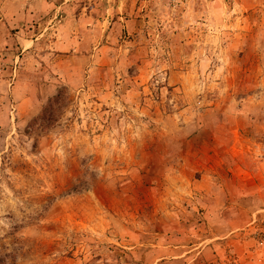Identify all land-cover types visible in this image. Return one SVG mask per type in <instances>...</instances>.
Wrapping results in <instances>:
<instances>
[{
  "label": "rangeland",
  "instance_id": "obj_1",
  "mask_svg": "<svg viewBox=\"0 0 264 264\" xmlns=\"http://www.w3.org/2000/svg\"><path fill=\"white\" fill-rule=\"evenodd\" d=\"M41 2L0 0V264H264V0Z\"/></svg>",
  "mask_w": 264,
  "mask_h": 264
},
{
  "label": "crops",
  "instance_id": "obj_2",
  "mask_svg": "<svg viewBox=\"0 0 264 264\" xmlns=\"http://www.w3.org/2000/svg\"><path fill=\"white\" fill-rule=\"evenodd\" d=\"M52 2H50V0H49V2H48V4L46 3V2H41V4H40V9L42 8L43 9V12L45 11V9H48V7L52 10V14H51V17H54V14H55V12H56V10L58 9V11H59V9H61L62 7H63V5H65L66 3H65V0H58V1H56L55 0V2H54V0H53V3L51 4ZM49 5H51V7L49 6ZM68 7V9H70V7L69 6H67ZM55 11V12H54ZM60 12H61V10H60ZM7 17H10V16H6V18ZM42 18V17H41ZM60 18V17H59ZM48 20H50V18L48 19ZM6 21V24L8 23V25H10L11 26V22L12 21H14V19L12 18V17H10L9 19H6L5 20ZM11 23V24H10ZM47 23V22H46ZM68 33V32H67ZM21 40H22V43H23V41H24V43L22 44L23 46L21 47L22 49H21V51H23L24 50V48L25 47H27V41H28V39H23V38H21ZM31 40V39H30Z\"/></svg>",
  "mask_w": 264,
  "mask_h": 264
},
{
  "label": "trees",
  "instance_id": "obj_3",
  "mask_svg": "<svg viewBox=\"0 0 264 264\" xmlns=\"http://www.w3.org/2000/svg\"><path fill=\"white\" fill-rule=\"evenodd\" d=\"M55 102H56V95L53 96L52 98H50L49 101H48V104L45 106L48 109V111H47L48 114L43 113V112L40 113L38 116L34 117L30 121L29 125L32 124V122L37 121L38 119H40L41 121H45L46 119H48L49 115L51 114V104H53Z\"/></svg>",
  "mask_w": 264,
  "mask_h": 264
}]
</instances>
